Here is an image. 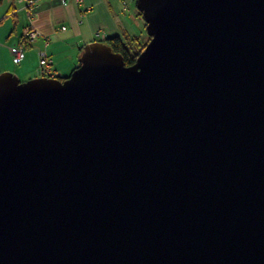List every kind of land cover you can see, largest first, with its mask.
<instances>
[{
	"label": "water",
	"instance_id": "95a60500",
	"mask_svg": "<svg viewBox=\"0 0 264 264\" xmlns=\"http://www.w3.org/2000/svg\"><path fill=\"white\" fill-rule=\"evenodd\" d=\"M134 65L0 76V264H264V0H136Z\"/></svg>",
	"mask_w": 264,
	"mask_h": 264
},
{
	"label": "crops",
	"instance_id": "0c3cea01",
	"mask_svg": "<svg viewBox=\"0 0 264 264\" xmlns=\"http://www.w3.org/2000/svg\"><path fill=\"white\" fill-rule=\"evenodd\" d=\"M66 2L37 0L28 14L26 0L0 1V76L11 75L19 83L42 79L39 53L44 52L52 61L54 78L65 80L79 67L88 46L109 47L106 40L118 38L130 49L134 41L143 45L148 39L136 0ZM28 27L37 31L38 37L27 44L23 60L16 64L10 49L21 42Z\"/></svg>",
	"mask_w": 264,
	"mask_h": 264
},
{
	"label": "built area",
	"instance_id": "2783aa9c",
	"mask_svg": "<svg viewBox=\"0 0 264 264\" xmlns=\"http://www.w3.org/2000/svg\"><path fill=\"white\" fill-rule=\"evenodd\" d=\"M23 1V0H19ZM37 1V0H36ZM35 0H26L25 8L28 14L31 13L34 5L36 4ZM80 2L81 0H77ZM63 4H67L66 0H62ZM64 29V28H62ZM38 37V32L32 28H25L22 33L21 42L10 49L11 56L13 57L14 63H19L24 58L25 48L28 43L34 41ZM39 72L42 75V78L54 79L53 76V67L51 59L44 53H39Z\"/></svg>",
	"mask_w": 264,
	"mask_h": 264
},
{
	"label": "trees",
	"instance_id": "16d2710c",
	"mask_svg": "<svg viewBox=\"0 0 264 264\" xmlns=\"http://www.w3.org/2000/svg\"><path fill=\"white\" fill-rule=\"evenodd\" d=\"M0 1H2V0H0ZM148 42H149V37H148L147 41L143 45H140V44L137 43V41H134L133 42V43H135L134 48L132 47V48L128 49V47L124 46L119 41L118 38H109V39L106 40V43L111 48L112 52L118 53V54H120L123 57L124 64H125L126 67H130V66L134 65L137 57L140 54L139 48L141 46H144V45L146 46L148 44Z\"/></svg>",
	"mask_w": 264,
	"mask_h": 264
},
{
	"label": "rangeland",
	"instance_id": "374dc122",
	"mask_svg": "<svg viewBox=\"0 0 264 264\" xmlns=\"http://www.w3.org/2000/svg\"><path fill=\"white\" fill-rule=\"evenodd\" d=\"M144 48H145V45L139 50V52L141 53Z\"/></svg>",
	"mask_w": 264,
	"mask_h": 264
}]
</instances>
